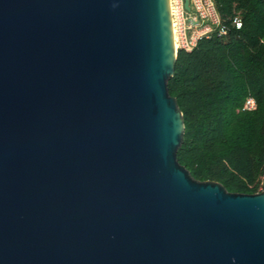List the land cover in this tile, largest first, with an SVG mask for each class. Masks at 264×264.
<instances>
[{
	"label": "water",
	"instance_id": "obj_1",
	"mask_svg": "<svg viewBox=\"0 0 264 264\" xmlns=\"http://www.w3.org/2000/svg\"><path fill=\"white\" fill-rule=\"evenodd\" d=\"M176 56L169 0H0V264H264V191L177 160Z\"/></svg>",
	"mask_w": 264,
	"mask_h": 264
},
{
	"label": "trees",
	"instance_id": "obj_2",
	"mask_svg": "<svg viewBox=\"0 0 264 264\" xmlns=\"http://www.w3.org/2000/svg\"><path fill=\"white\" fill-rule=\"evenodd\" d=\"M226 34L177 48L170 95L182 112L177 160L197 180L255 193L264 168V0H213ZM239 16L241 27L229 22ZM248 97L256 108L243 109Z\"/></svg>",
	"mask_w": 264,
	"mask_h": 264
},
{
	"label": "built area",
	"instance_id": "obj_3",
	"mask_svg": "<svg viewBox=\"0 0 264 264\" xmlns=\"http://www.w3.org/2000/svg\"><path fill=\"white\" fill-rule=\"evenodd\" d=\"M189 10L184 8V0H169L172 28L177 48L191 50L202 38H208L214 33L226 34L228 26L218 14L213 0H188ZM232 26L240 28L239 16L229 19ZM256 108L255 100L248 97L243 109ZM264 191V168L259 178L257 192Z\"/></svg>",
	"mask_w": 264,
	"mask_h": 264
},
{
	"label": "clouds",
	"instance_id": "obj_4",
	"mask_svg": "<svg viewBox=\"0 0 264 264\" xmlns=\"http://www.w3.org/2000/svg\"><path fill=\"white\" fill-rule=\"evenodd\" d=\"M238 26H242V25H238Z\"/></svg>",
	"mask_w": 264,
	"mask_h": 264
}]
</instances>
